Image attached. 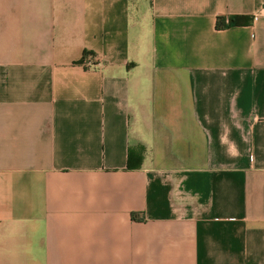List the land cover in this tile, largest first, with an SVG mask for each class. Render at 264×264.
Returning a JSON list of instances; mask_svg holds the SVG:
<instances>
[{"label": "crops", "instance_id": "obj_1", "mask_svg": "<svg viewBox=\"0 0 264 264\" xmlns=\"http://www.w3.org/2000/svg\"><path fill=\"white\" fill-rule=\"evenodd\" d=\"M0 264H264V0H0Z\"/></svg>", "mask_w": 264, "mask_h": 264}, {"label": "trees", "instance_id": "obj_2", "mask_svg": "<svg viewBox=\"0 0 264 264\" xmlns=\"http://www.w3.org/2000/svg\"><path fill=\"white\" fill-rule=\"evenodd\" d=\"M231 23L238 24V21L234 20V21H231ZM217 27L219 29H222V28L226 27V24L224 23V19H219L218 20ZM94 58H96V55L94 53L86 51V52L83 53V58L80 61L76 62L75 64H84L85 61L92 60ZM130 160H131V158H130ZM129 165L131 166V162H129Z\"/></svg>", "mask_w": 264, "mask_h": 264}]
</instances>
